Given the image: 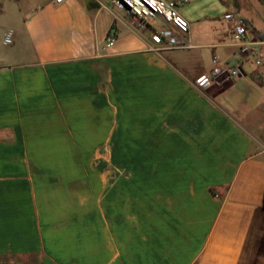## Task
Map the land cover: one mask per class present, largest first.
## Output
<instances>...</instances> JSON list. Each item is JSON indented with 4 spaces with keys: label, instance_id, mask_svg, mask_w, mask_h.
<instances>
[{
    "label": "crops",
    "instance_id": "obj_1",
    "mask_svg": "<svg viewBox=\"0 0 264 264\" xmlns=\"http://www.w3.org/2000/svg\"><path fill=\"white\" fill-rule=\"evenodd\" d=\"M101 1L0 0V264H264V70L195 85L264 0H192L162 52Z\"/></svg>",
    "mask_w": 264,
    "mask_h": 264
},
{
    "label": "built area",
    "instance_id": "obj_2",
    "mask_svg": "<svg viewBox=\"0 0 264 264\" xmlns=\"http://www.w3.org/2000/svg\"><path fill=\"white\" fill-rule=\"evenodd\" d=\"M57 3L63 0H55ZM192 0H104L99 2L100 8H112L124 13L134 23L138 31L149 33V48L154 52L171 50H189L193 48L189 35V22L181 15L179 9ZM223 20L228 25L230 40L237 45L238 51L230 60H222L213 55L210 72L195 80L196 87L207 89L223 81H232L242 74L241 58L246 55L252 59L256 67L264 70V43L258 38L248 40L249 27L247 23L234 13H226ZM10 33L4 38V43H11ZM115 42V34L109 33L105 38L102 51L110 49Z\"/></svg>",
    "mask_w": 264,
    "mask_h": 264
},
{
    "label": "rangeland",
    "instance_id": "obj_3",
    "mask_svg": "<svg viewBox=\"0 0 264 264\" xmlns=\"http://www.w3.org/2000/svg\"><path fill=\"white\" fill-rule=\"evenodd\" d=\"M239 5H240V10L241 13L244 16H248V15H252L255 16L256 11L254 12V14L251 12L252 10H260L257 6L256 1L255 0H237ZM2 50L6 49V48H1ZM25 261L27 263H31V264H41L40 261L38 260V258H36L35 256L32 257H25Z\"/></svg>",
    "mask_w": 264,
    "mask_h": 264
},
{
    "label": "trees",
    "instance_id": "obj_4",
    "mask_svg": "<svg viewBox=\"0 0 264 264\" xmlns=\"http://www.w3.org/2000/svg\"><path fill=\"white\" fill-rule=\"evenodd\" d=\"M32 256H34V255H29V256H26V257H32Z\"/></svg>",
    "mask_w": 264,
    "mask_h": 264
}]
</instances>
